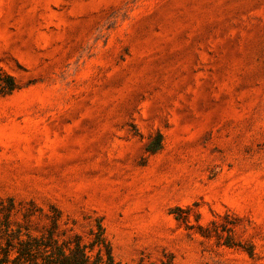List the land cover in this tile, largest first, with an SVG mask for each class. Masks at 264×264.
<instances>
[{
	"label": "rangeland",
	"instance_id": "obj_1",
	"mask_svg": "<svg viewBox=\"0 0 264 264\" xmlns=\"http://www.w3.org/2000/svg\"><path fill=\"white\" fill-rule=\"evenodd\" d=\"M0 69V195L100 217L124 264H264V0H0Z\"/></svg>",
	"mask_w": 264,
	"mask_h": 264
},
{
	"label": "trees",
	"instance_id": "obj_2",
	"mask_svg": "<svg viewBox=\"0 0 264 264\" xmlns=\"http://www.w3.org/2000/svg\"><path fill=\"white\" fill-rule=\"evenodd\" d=\"M14 78L0 69V93L9 94L17 89ZM161 133L148 145L156 152L161 148ZM155 144V145H154ZM190 206L175 205L169 209L174 218L187 229L190 223ZM197 214V220H199ZM76 219L64 214L56 204L47 208L33 200L17 201L12 196L0 195V264H124L114 253L112 241L100 217L85 231L76 230ZM235 221L210 225L198 223L197 232L206 238L232 248H242L255 255L254 245H245L234 236ZM135 264H175L174 255L165 252L158 260Z\"/></svg>",
	"mask_w": 264,
	"mask_h": 264
}]
</instances>
